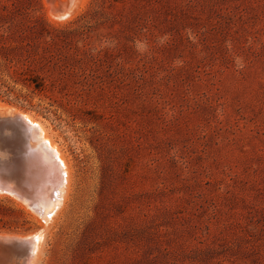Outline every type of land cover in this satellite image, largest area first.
Returning <instances> with one entry per match:
<instances>
[{"label":"rangeland","instance_id":"rangeland-1","mask_svg":"<svg viewBox=\"0 0 264 264\" xmlns=\"http://www.w3.org/2000/svg\"><path fill=\"white\" fill-rule=\"evenodd\" d=\"M51 2L0 0L9 71L46 84L3 70L0 103L72 171L43 264H264V0ZM5 194L0 234L41 230Z\"/></svg>","mask_w":264,"mask_h":264},{"label":"bare ground","instance_id":"bare-ground-1","mask_svg":"<svg viewBox=\"0 0 264 264\" xmlns=\"http://www.w3.org/2000/svg\"><path fill=\"white\" fill-rule=\"evenodd\" d=\"M85 1L86 0H67L66 5H69L67 8L72 9V12L77 15L78 10L80 12L79 8L84 6ZM55 2L56 0H53L51 4H55ZM66 11L62 14H66ZM58 14L62 15L60 13ZM69 18L67 19L70 20ZM1 110L9 111V114L14 118L18 119L19 117L26 120L28 123V130L32 132L31 135H28V130L26 127H23L24 130L26 129V141L32 153L29 160L25 163L23 173H28V177L30 174L33 175L30 179L29 186L35 192L34 200L32 201V199H28L27 197H17L10 191H4L1 187L0 192H4L8 194V196H13L15 200L17 199L20 204L25 207V209L27 208L28 211L32 212L37 217L41 225L40 228H42L36 231V233L33 232L34 234L29 237L34 241V249L31 257L25 264H43L46 250V236L48 235L47 232H49L48 230L52 228L60 217L70 194L72 181L71 166L60 146L50 135L49 128H47L42 120L36 118L29 112L21 111L0 103V111ZM33 202L38 208L45 211L44 215L36 212L34 207L31 206ZM18 237L22 236L0 234V240Z\"/></svg>","mask_w":264,"mask_h":264},{"label":"water","instance_id":"water-1","mask_svg":"<svg viewBox=\"0 0 264 264\" xmlns=\"http://www.w3.org/2000/svg\"><path fill=\"white\" fill-rule=\"evenodd\" d=\"M67 7L69 5L60 3L56 12L62 14ZM27 124L23 118L12 117L7 110L0 111V187L17 197H27L33 201L35 192L29 186L33 175L30 174L28 177V173H23L25 163L32 154L26 141ZM27 133L32 134L29 130ZM33 204L34 202L31 206L37 213L45 214L43 209ZM30 236L0 240V264H25L34 249V241L29 238Z\"/></svg>","mask_w":264,"mask_h":264},{"label":"trees","instance_id":"trees-1","mask_svg":"<svg viewBox=\"0 0 264 264\" xmlns=\"http://www.w3.org/2000/svg\"><path fill=\"white\" fill-rule=\"evenodd\" d=\"M13 59L8 55H3L0 53V84L2 82L1 76L3 75V70H6L10 75L15 76V82L22 83L29 87H34L36 91H44L46 89L45 79L39 75L32 73L30 66L23 65L22 68L13 71V74L9 70L13 68ZM2 87L6 85L2 84ZM9 88V87H8Z\"/></svg>","mask_w":264,"mask_h":264}]
</instances>
